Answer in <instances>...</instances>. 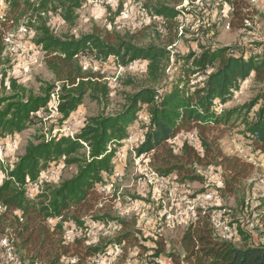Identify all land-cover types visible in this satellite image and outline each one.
I'll list each match as a JSON object with an SVG mask.
<instances>
[{"label": "trees", "instance_id": "16d2710c", "mask_svg": "<svg viewBox=\"0 0 264 264\" xmlns=\"http://www.w3.org/2000/svg\"><path fill=\"white\" fill-rule=\"evenodd\" d=\"M88 1L4 0L0 13V141L30 129L35 115L50 113L51 94L56 96L57 130L85 100L95 103L98 111L82 120L72 138L53 133V129L40 132L26 143L12 165L0 163V238L7 241L20 264H88L93 257L106 254L113 244L122 248L121 252L137 249V228L101 214L97 191L111 179L118 165L117 152L136 124L143 137L135 148L136 156H147L148 168L157 176L173 177L176 186L186 187L205 184L199 171L213 169L221 179L222 188L217 191L241 199L240 208L251 213L250 221L255 222L252 230L247 228L249 221L236 226V244L218 234L212 223L214 210L196 209L195 219L182 231L177 250L166 252L161 240L153 241L151 248L139 246L150 253V264H160L158 260L170 264H264V244L254 239L256 234H264V190L251 192L246 182L254 166L236 154H224L220 147L225 132L240 127L242 146L264 163V53L197 44L195 50L176 56L178 74L170 79L166 69L172 39L165 46H142L134 34L93 27L87 34L74 36L57 34L48 24L49 18H58L73 28L77 12ZM182 1L152 0L146 8L172 26L184 13L176 9ZM229 8L237 19V24L230 22V26L244 28V21H250L246 0H229ZM20 26L33 33L30 45L43 54L53 83H41L33 89L10 76L4 38ZM85 57L120 67L146 63L145 78L141 83L127 81L133 91L122 92V104L108 112L110 87L102 74L85 67L81 62ZM247 81L258 87L256 95L242 106L226 110L241 83ZM187 132L195 134L196 146L184 141L175 148L167 143ZM57 166L75 171L66 179L39 182L41 174ZM252 195L255 200L245 206ZM87 222H114L118 234L110 243L87 244ZM67 230L75 232L71 241L64 238ZM146 241L141 239L140 243Z\"/></svg>", "mask_w": 264, "mask_h": 264}, {"label": "rangeland", "instance_id": "374dc122", "mask_svg": "<svg viewBox=\"0 0 264 264\" xmlns=\"http://www.w3.org/2000/svg\"><path fill=\"white\" fill-rule=\"evenodd\" d=\"M246 3L250 25L242 29L230 26V22L236 25L237 19L230 13L229 0H197L194 3L183 0L176 9H182L184 13L173 22L172 26L168 24L169 22L165 24L163 19L152 16L151 11L146 8V5L153 4L152 0H90L77 12L78 18L73 28L69 29L58 18L52 24L57 34L79 36L89 33L93 27L114 30L120 34H134L142 46L150 43L165 46L167 41L172 39L174 43L168 47L172 52L170 65L166 69L167 76L172 79L178 74V67L174 65L176 56H182L188 50H195L197 44L228 46L235 51L243 50L254 54L264 53L262 19L264 0H246ZM170 5L174 6L172 2ZM18 29L10 32L12 33L9 44L11 51L7 53L11 66L10 76L18 78V82L25 87L33 89L38 88L41 83H53V76L43 64V54L30 45L29 40L32 36L24 35ZM81 62L85 67H91L93 71L102 74L103 80L108 83L111 91L108 112L116 110L122 104V92L133 91L126 82L132 80L135 83H141L146 74V63H132L126 67H120L109 61H91L87 57L81 59ZM257 90L258 87L251 83L244 84L242 93L226 105L225 109L240 107L249 102L256 95ZM97 111L98 107L95 103L85 100L76 114L71 115L70 123L75 130H78L81 121L95 115ZM57 118L51 113L35 115L30 129L17 135L13 145L12 139L6 141H10L11 144L2 153L1 163L5 167L12 165L23 153L26 143L35 135L49 129L56 130ZM137 128L136 133L140 136L141 133L137 131ZM243 143L240 127H234L225 132L220 141V147L224 154H228L234 152L235 147L245 148L242 146ZM125 155L118 163V169L123 174L122 180L108 194L99 193L98 209H101V214L117 217L134 225L133 229L137 228L140 233L137 235L139 242L137 249L134 248V250L127 249L122 253L121 248L115 255L96 256L102 257L101 264H150L152 261V259L148 260L150 253L139 249V246L142 244L141 246L151 248L153 241H163L166 252L177 250L182 231L189 222L191 208L214 210L211 216L215 223L220 224L217 232L221 236L226 233L224 227L235 230L236 226L241 227L252 219L251 213L246 214L240 208L241 199L235 200L217 191L222 188L221 179L213 169L199 171L205 179V184L193 183L186 187H178L174 184L173 177L160 183L152 179L145 164L142 161H136L132 152L128 151ZM255 158L256 166L246 186L253 193L255 191L261 193L264 190V183L258 185L257 180L264 181V164L258 157ZM74 171L73 167L59 168L53 180L56 182L66 179ZM208 194L209 198L203 197ZM115 225L114 222H87L88 230L85 234L87 244L100 241L112 242L118 234ZM74 235L72 234L73 237ZM255 236L257 242L264 238V234ZM141 239L147 241L140 243ZM231 240L235 243L239 241L237 234ZM113 248H115L114 244L109 247V249ZM92 259L88 260V264H94ZM157 262L170 264L164 260ZM0 264H20L13 249L3 238H0Z\"/></svg>", "mask_w": 264, "mask_h": 264}, {"label": "built area", "instance_id": "2783aa9c", "mask_svg": "<svg viewBox=\"0 0 264 264\" xmlns=\"http://www.w3.org/2000/svg\"><path fill=\"white\" fill-rule=\"evenodd\" d=\"M5 8V3H4V0H0V13L3 12ZM262 19H263V23H264V13L262 14ZM56 21V19H53V18H49L48 20V24L52 25L54 27V25L52 23H54ZM244 28H247L249 25H250V21L248 20H245L244 23ZM18 31H21L22 33H24V35H28V36H32L33 37V33L31 31H27L24 26H20ZM12 40V33L10 34H7L4 38V42H5V45H6V53L10 52L11 50L9 49V44ZM85 59V58H83ZM86 68H83V70H85ZM242 86H243V83H241V87L236 91L235 93V96H239L241 93H242ZM56 106H57V103H56V96L54 94H51L50 95V102L48 104V109L51 111L50 113L53 114L54 116H57V113H56ZM55 132H60L64 135H68L70 136L71 138L75 135L76 133V130L73 128V125L70 123V120L69 122H67L61 129L59 130H53ZM9 139H12V145L15 143L16 139H17V136H13L12 138H7L3 141H0V163H1V155L2 153L4 152V150L9 146V144H11V142H6L7 140ZM143 137L142 135L138 136V134L136 133V124L133 125V127L129 130L128 132V135L126 137V139L123 141V146L121 149H119V151L117 152V164L119 161H121L126 155L125 153L130 151L132 152L133 154V157L135 158V160L137 161H142L144 164H145V167H146V170L149 172V175L152 177V179H155L156 181H158L159 183L160 182H163L165 181L166 179L164 178H161L159 176H157L153 171H151L149 168H148V162H149V159L147 156H144V155H140V156H136V153H135V148L138 144L141 143ZM184 141H187L189 144H192L194 146L197 145V142H196V136L193 132H187V133H180L178 134L177 136L167 140V143L172 146V147H178L181 145L182 142ZM234 154L240 156L243 160L247 161L248 163L252 164L254 167L256 166L255 165V160L257 157L256 155H253V154H250L248 151H246L245 148H241V147H235L234 148ZM119 165V164H118ZM118 165H116L113 173H112V177L111 179L106 182L105 184L101 185L99 188H98V193L100 194H108V192L112 191L115 187V185L120 182L122 180V177H123V174H122V171L118 169ZM59 169V166L57 167H54L53 169H51L50 171H48L47 173L45 174H41V176L39 177V182H53L54 178L56 177V170ZM264 181L263 180H257V184L258 185H263ZM37 188V186H34V190ZM209 194L208 195H205L203 196L204 198H209ZM255 200V195H252L250 196L249 198H247L245 200V206H249L252 204V202ZM195 210H193L192 208L189 210V221L190 220H194L195 219ZM212 223L214 225V227L216 228L217 230V227H219V223H215L214 222V219H212ZM255 227V222L254 221H249L247 223V228L249 230H252L253 228ZM224 230L226 231V233H224L223 236H221L222 238L226 239V240H231L232 237L233 239L235 238L236 236V232L235 230H230L226 227H224ZM75 232L74 231H71V230H67L65 231L64 233V238L67 240V241H71L73 238L72 234H74ZM72 236V237H71ZM120 251L119 247H115L113 249H107V252L106 254H104L103 256L105 255H115L116 252ZM100 258V259H99ZM101 260L102 257H94L92 259V262L94 264H101ZM103 263V262H102Z\"/></svg>", "mask_w": 264, "mask_h": 264}, {"label": "crops", "instance_id": "0c3cea01", "mask_svg": "<svg viewBox=\"0 0 264 264\" xmlns=\"http://www.w3.org/2000/svg\"><path fill=\"white\" fill-rule=\"evenodd\" d=\"M247 83H249L248 81L247 82H244L243 83V86H242V88L244 87V84H247ZM76 114V112L75 113H73V115H75ZM75 117V116H74ZM82 126V121H81V125H80V127ZM228 154H234V152H230V153H228ZM227 154V155H228ZM264 164V163H263ZM254 239H256V237L254 238ZM260 242H258V243H261V244H264V238L263 239H260L259 240ZM257 242V241H256Z\"/></svg>", "mask_w": 264, "mask_h": 264}]
</instances>
